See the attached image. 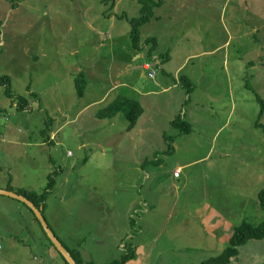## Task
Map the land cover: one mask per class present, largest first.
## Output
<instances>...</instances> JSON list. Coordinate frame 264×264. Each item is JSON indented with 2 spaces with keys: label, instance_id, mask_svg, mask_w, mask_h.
Masks as SVG:
<instances>
[{
  "label": "rangeland",
  "instance_id": "obj_1",
  "mask_svg": "<svg viewBox=\"0 0 264 264\" xmlns=\"http://www.w3.org/2000/svg\"><path fill=\"white\" fill-rule=\"evenodd\" d=\"M191 2L198 15L192 27L203 35L199 47L210 51L212 42L218 48L186 58L170 34L173 6L165 23H147L143 41L156 32L169 39L161 45L168 49L161 50L169 59L164 71L172 73L164 90L155 84L164 72L153 63L154 78L142 65L136 73L128 69L129 18L139 16L138 0H0V78H11L15 95L42 98L41 107L29 100L27 109H17L0 83V110L20 122L30 117L37 127L30 146L0 142V185L14 191L18 184L34 185L41 192L46 185L38 187L40 180L57 171L44 215L61 241L81 248L86 262L109 264L134 245L127 264H198L225 251L235 226L264 220L258 199L264 188V0ZM207 10L212 27L204 33ZM78 66L86 73L84 97L75 84ZM183 75L193 82L190 94L180 84ZM114 77L141 93L152 86L157 91L145 96L120 87L111 93ZM29 86L35 96L27 94ZM50 94L62 101L47 104ZM119 94L145 108L133 129L124 112L97 116ZM176 114L192 122L190 134L178 135L171 123ZM49 118L45 135L40 129ZM4 123L0 117L2 129ZM173 135L168 152L166 137ZM47 236L30 206L0 194V264H67ZM228 264H264V238L248 241Z\"/></svg>",
  "mask_w": 264,
  "mask_h": 264
},
{
  "label": "trees",
  "instance_id": "obj_2",
  "mask_svg": "<svg viewBox=\"0 0 264 264\" xmlns=\"http://www.w3.org/2000/svg\"><path fill=\"white\" fill-rule=\"evenodd\" d=\"M141 4L140 14L137 17L129 18L131 23L130 36L132 39L133 46L136 50L140 52H144L146 54V58L148 59L149 67L146 69L149 70V75L151 78L155 77L156 70L162 68L164 71L163 65L165 62L169 61L166 56H163V53L160 54V62H155V54L158 48V39L156 36H148L144 41L142 39V27L147 23H150L158 18L157 9L162 7L165 3V0H138ZM115 5V3L113 4ZM170 56V53H166ZM154 60V61H153ZM86 73L80 72L75 77V84L77 87V94L79 96H83L86 91L87 81L85 79ZM0 83H2L5 87V92L11 97H15L17 99V104L20 109H27L29 106V99L23 95H15L13 93L11 87V78L7 75L0 78ZM180 84L185 85L188 90V94L193 90V82L190 77L187 75H183ZM120 112H124L126 118L129 120V129H133L137 126L140 117L144 114L145 108L142 102L139 99L132 98L126 94L117 95L107 106L101 108L97 112V116L101 119L114 118ZM264 112V111H262ZM186 114V113H185ZM52 121L51 118L46 122V127L41 130V132L45 135H48L50 132L49 123ZM171 123L178 128V135L190 134L192 131V124L189 120H186L182 114H176ZM176 135L167 136L166 141L168 142V152H172L173 150V142ZM51 141V138H49ZM57 171L51 172L48 176V181L43 191L38 192L35 190H30L26 188H18L15 189L18 193L26 196L30 200H32L38 207L42 208L44 213L45 203L48 200L50 194L56 187L57 179H56ZM179 176V175H175ZM14 190V188H11ZM258 199L260 206L264 209V188L258 191ZM51 226V225H50ZM56 233V232H55ZM52 245L55 247L49 236H47ZM264 238V220L259 224H254L248 220H244L241 224L237 225L234 229L232 236L230 237L229 244L226 247L225 251L219 255L211 256L208 259L203 260L198 264H228L233 259H236L240 254V248L244 246L248 241L253 239H263ZM63 242V241H62ZM64 243V242H63ZM64 245L71 252L73 257L79 264H94L86 262L84 259L83 252L80 247L71 248L64 243ZM56 248V247H55ZM126 252L122 255L121 258L113 260L109 264H127L129 261L134 259L136 254V248L132 245L130 248H126ZM61 257L65 260L67 264H70L63 254L56 248Z\"/></svg>",
  "mask_w": 264,
  "mask_h": 264
},
{
  "label": "crops",
  "instance_id": "obj_3",
  "mask_svg": "<svg viewBox=\"0 0 264 264\" xmlns=\"http://www.w3.org/2000/svg\"><path fill=\"white\" fill-rule=\"evenodd\" d=\"M188 1H189V3H183L182 0H165L164 5L157 9L158 18L156 20L148 23V24L156 22L157 23L156 25H158L160 22L164 21L165 16H168V12L170 11L171 7L173 6L175 25H174V29L170 30V34H173L174 40L177 44L183 46L182 51L184 52V54L188 53V57H186V58H189V57L190 58H199V57L207 55L209 53H214L218 47L214 48L212 42L209 44L211 49H212L210 51H207V49H203L202 47H199V43L203 42V38H202L203 35L199 34V32L197 31V27H195L194 29L192 27L193 19L195 18V16H198L197 13L195 12L197 4H193L192 2L190 3L191 0H188ZM228 1H230V0H227V2ZM207 6L212 7L211 4L207 5ZM233 8H234V6H233ZM247 8H249V6H247ZM160 10L163 12H160ZM184 10H185V12H183ZM208 13H209V10H207L206 15ZM212 18H213L212 15H210V16L207 15L206 19H204L203 22L200 21V27L202 28L204 33H209V31L211 30L212 20H210V19H212ZM195 21L198 22L199 20H195ZM164 23H165V21H164ZM144 27H145V25L142 27V30ZM1 35H0V45H4L5 41L1 40ZM154 36H156L158 39V48L160 50V52L158 54L157 53L155 54V62L157 63V62L161 61L159 58L160 54L162 53L161 50H168L167 48H162L161 45L163 42L169 41V39L165 35V33H162V32H156ZM187 43H188V45H190V47H188V49L185 52L184 46ZM179 50H180V47H179ZM129 56H130V59H129L127 65L133 66V68L131 70H130V68H128L129 71H131L132 73H136V71H140L141 65H142L143 69H146L147 66L149 65V63H148L149 61L146 58V54L144 52H140V51L136 50L133 46V43H132V49L130 51ZM146 63L148 65L145 66ZM184 64L185 63H182L179 67H177L176 72H179L180 70H182L184 68ZM76 70H78L79 72H82V71L84 72V69L81 66H78ZM146 70H148V69H146ZM163 72H164V75L162 74V76L159 77V79L155 82V84L158 87H161L160 85L164 86V90H166L167 87H165V86L168 85L169 83H168V81H166V79L164 77H171L170 74H172V73L168 72V71H163ZM155 75L158 76V72H156ZM198 81H200V80L198 79ZM120 87H128V88L133 89V91H135L136 93H141L137 89L132 88L131 84H128L127 82H121L118 77H114L113 81L111 82V86H110L111 93L116 91ZM54 90H56V89L51 87L50 91H54ZM155 91H157V90H155L154 87L152 86L148 91L142 92L141 94L145 95V96L151 95V94L155 93ZM27 94L35 96L36 92L32 89V87L29 86L28 90H27ZM85 94H86V91H85ZM85 94L83 96H80V97H84ZM107 95L108 94L106 93L101 97V99H97L96 101H91L89 104L85 105L84 108H87L88 106L92 105L95 102H99L101 100H104ZM49 97H50V100L47 103L49 105L56 104L53 101H62L61 98L54 96L52 94H50ZM41 101H42L41 97L39 99L36 98L35 100H30V105L33 107V105L35 104L36 106L41 107ZM13 106H15L17 109L19 108L18 104L16 102L13 104ZM0 117L4 118V120H5V123L3 125V129L1 127L4 139L1 140L0 142H4L6 140H11L13 144L23 143V144H27V146L32 145L29 141L30 140L29 138H31L33 131L35 129H37V127L34 128V125L32 124L33 121H31L30 117L27 118V122H20L22 120V118H17L16 120H13V119H10V117L8 116V113L4 109L0 110ZM77 119H78V117L70 119V120H68V123L73 122ZM26 124H31V125L28 128H26L24 126ZM40 124H41V122H40ZM37 126L39 127V125H37ZM40 130H42V129H40ZM30 132H32L31 135H30ZM55 136H56L55 133H53L51 135L50 138H51L52 142H53ZM69 155H72V153L70 152ZM182 167H184V165H179L176 168V171L180 170ZM50 173L51 172L48 173L46 180H48V176ZM175 177H180V174H179V176H175ZM46 183L47 182L45 180L44 181L40 180L41 185L37 184V186L38 187L45 186ZM0 188L12 190L10 185H7V186L6 185H2V186L0 185ZM17 188H26V189L35 190V191L38 190V189H36L37 187L34 185L29 186V185H24V184H18ZM229 240H230V238H229Z\"/></svg>",
  "mask_w": 264,
  "mask_h": 264
},
{
  "label": "water",
  "instance_id": "obj_4",
  "mask_svg": "<svg viewBox=\"0 0 264 264\" xmlns=\"http://www.w3.org/2000/svg\"><path fill=\"white\" fill-rule=\"evenodd\" d=\"M0 194L8 195L13 198L19 199L26 203L28 206L32 208V210L35 212L36 216L42 223L47 235L55 245V247L63 254V256L66 258V260L70 264H79L76 259L73 257L71 252L68 250V248L64 245V243L60 240V238L56 235L54 230L51 228L49 225L42 208L38 207L32 200L27 198L26 196L18 193L17 191L14 190H7V189H0Z\"/></svg>",
  "mask_w": 264,
  "mask_h": 264
},
{
  "label": "built area",
  "instance_id": "obj_5",
  "mask_svg": "<svg viewBox=\"0 0 264 264\" xmlns=\"http://www.w3.org/2000/svg\"><path fill=\"white\" fill-rule=\"evenodd\" d=\"M147 67H149V65ZM3 139H4V137H3L2 129L0 127V141L3 140ZM179 173H180V170L176 171L175 175H179Z\"/></svg>",
  "mask_w": 264,
  "mask_h": 264
}]
</instances>
